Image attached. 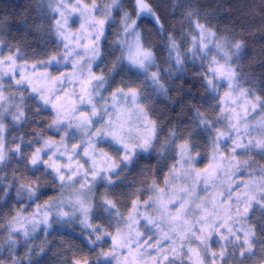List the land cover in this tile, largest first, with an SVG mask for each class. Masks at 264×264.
Listing matches in <instances>:
<instances>
[{"label": "clouds", "instance_id": "obj_1", "mask_svg": "<svg viewBox=\"0 0 264 264\" xmlns=\"http://www.w3.org/2000/svg\"><path fill=\"white\" fill-rule=\"evenodd\" d=\"M0 264H264V0H0Z\"/></svg>", "mask_w": 264, "mask_h": 264}]
</instances>
